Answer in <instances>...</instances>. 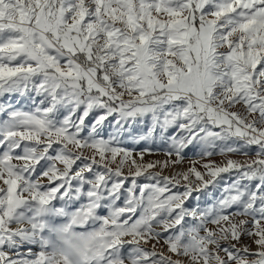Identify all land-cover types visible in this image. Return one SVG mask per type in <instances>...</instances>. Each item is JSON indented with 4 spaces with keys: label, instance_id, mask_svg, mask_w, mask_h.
Listing matches in <instances>:
<instances>
[{
    "label": "snow or ice",
    "instance_id": "1",
    "mask_svg": "<svg viewBox=\"0 0 264 264\" xmlns=\"http://www.w3.org/2000/svg\"><path fill=\"white\" fill-rule=\"evenodd\" d=\"M0 264H264V0H0Z\"/></svg>",
    "mask_w": 264,
    "mask_h": 264
},
{
    "label": "rangeland",
    "instance_id": "2",
    "mask_svg": "<svg viewBox=\"0 0 264 264\" xmlns=\"http://www.w3.org/2000/svg\"><path fill=\"white\" fill-rule=\"evenodd\" d=\"M129 146H131V145H129ZM141 147H143V145H141ZM189 157H191V158H193V159H196L197 157H194V156H192V153L190 152L189 154ZM152 158H158V157H152ZM159 158H162V157H159ZM238 159H243L242 157H237ZM215 159H220L219 157H215Z\"/></svg>",
    "mask_w": 264,
    "mask_h": 264
}]
</instances>
